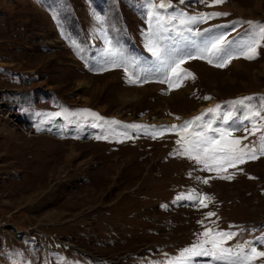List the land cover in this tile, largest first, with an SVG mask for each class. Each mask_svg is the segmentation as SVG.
Here are the masks:
<instances>
[{
    "label": "rangeland",
    "instance_id": "374dc122",
    "mask_svg": "<svg viewBox=\"0 0 264 264\" xmlns=\"http://www.w3.org/2000/svg\"><path fill=\"white\" fill-rule=\"evenodd\" d=\"M167 2L166 17L228 13L192 26L228 39L264 24V0ZM149 10L145 0H0V264H226L182 257L206 230L235 233L224 244L232 259L238 246L264 251V156L203 171L180 154V129L170 128L201 116L189 131L230 125L229 139L247 135L242 144L258 148L264 133L252 135L245 117L260 111L255 122L264 125V42L256 59L227 67L187 61L195 79L171 90L158 76L132 84L124 67L105 64L106 40L142 80L154 60ZM244 97L253 99L231 103ZM190 193L197 199H176Z\"/></svg>",
    "mask_w": 264,
    "mask_h": 264
},
{
    "label": "snow or ice",
    "instance_id": "6c2138e0",
    "mask_svg": "<svg viewBox=\"0 0 264 264\" xmlns=\"http://www.w3.org/2000/svg\"><path fill=\"white\" fill-rule=\"evenodd\" d=\"M150 6V10L146 13L149 17V31L145 35V47L154 58L149 67L143 69L145 72L144 78H141L136 73H129L126 66V57L124 53L118 49L112 41L106 40L108 47L105 49V64L111 68L124 67L126 74L129 76V83H147L148 76H158L159 83L167 84L169 90L182 86L181 81L187 78L195 79L193 73L188 72L182 67L189 60L203 59L207 63L215 67L222 68L236 58L243 57L247 60H254L257 58L258 49L264 42V24H257L258 31L255 35H248V38L243 37L228 39L227 32H217L213 28L200 29L193 28L194 25L207 23L208 20L219 16H226L228 13L223 12H201L197 15H189L184 12L177 14H170L167 17L159 12V9H166L171 7L167 0H161L159 5L154 3V0H145ZM184 3L185 0H180ZM199 3H207V6L223 4L225 0H198ZM55 18V16H54ZM98 21L103 22L102 17H96ZM154 21V24H153ZM176 22L173 24V22ZM249 25L253 22L248 21ZM217 28L221 26H216ZM234 30V29H233ZM175 36L180 37L176 40ZM93 70V69H90ZM98 71H108L109 67L97 69ZM135 77V78H134ZM204 99H210L205 96ZM252 97H244L233 101V104L244 105L245 101L252 100ZM264 99V98H261ZM219 105L216 106L219 109ZM208 112H213L214 109H208ZM256 117H261L260 111H251V116H246L245 119L252 120L251 134L255 135L257 131L264 133V125L257 126L255 122ZM201 116H197L193 121H187L182 126H170L172 131L180 129L176 134L180 136V140L176 142L181 144V155L187 156L194 160L197 164L204 165L203 171L210 169H224L229 166H236V164L244 163L247 159H257L258 156H264V134L261 135L259 147H249L243 145L242 141L247 139V135L242 138H231L232 127L229 121L233 119L231 113H226L221 117L223 124L228 127H213L212 122L203 125V131L191 132L192 125L201 120ZM119 123V122H115ZM240 123H243L240 121ZM131 128H141L140 125H129ZM39 130V128H38ZM247 132L248 130L245 129ZM211 133V134H209ZM153 139L162 132L153 131L149 133ZM106 137L97 136L96 139ZM219 179L231 180V175H218ZM200 179V178H197ZM208 179H203L202 183L207 184ZM177 200L187 199L195 200L197 196L193 193L184 196L183 194L176 198ZM202 207L207 205L201 202ZM166 207V206H163ZM208 217L215 216L214 212H208ZM202 223V222H199ZM211 230H206L202 235L206 238L204 241L193 244L186 248L181 254L182 257L192 258L198 256H210L214 260L226 259V264H252V261L258 257H264V251H257L256 247H251L247 252L243 247L238 246L235 253L236 259H232L233 250L230 247H224L227 239H232L235 233L219 232L215 237L209 238ZM211 245V248L205 245Z\"/></svg>",
    "mask_w": 264,
    "mask_h": 264
},
{
    "label": "bare ground",
    "instance_id": "6f19581e",
    "mask_svg": "<svg viewBox=\"0 0 264 264\" xmlns=\"http://www.w3.org/2000/svg\"><path fill=\"white\" fill-rule=\"evenodd\" d=\"M80 86H86V83H81Z\"/></svg>",
    "mask_w": 264,
    "mask_h": 264
}]
</instances>
